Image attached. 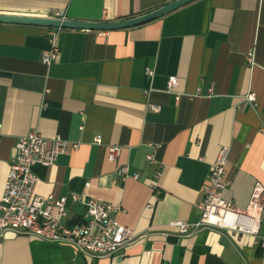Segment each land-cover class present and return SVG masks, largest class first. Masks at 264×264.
Wrapping results in <instances>:
<instances>
[{
  "label": "crops",
  "instance_id": "0c3cea01",
  "mask_svg": "<svg viewBox=\"0 0 264 264\" xmlns=\"http://www.w3.org/2000/svg\"><path fill=\"white\" fill-rule=\"evenodd\" d=\"M173 1L0 0V15L60 12L71 21L116 22ZM55 29L0 23V199L16 143L36 130L78 145L51 167H32L36 195L66 198L61 224L86 221V207L72 202L76 195L120 206L110 220L138 236L111 257L83 264H264V208L257 237L223 229L178 237L168 229L198 221L196 206L222 148L229 150L225 201L246 211L256 185L264 189V0H195L102 35L61 29L58 56L47 66L41 56ZM170 77L178 85L167 92ZM108 147L120 148L113 162ZM122 166L124 180L117 175ZM79 258L69 245L0 234V264Z\"/></svg>",
  "mask_w": 264,
  "mask_h": 264
},
{
  "label": "built area",
  "instance_id": "2783aa9c",
  "mask_svg": "<svg viewBox=\"0 0 264 264\" xmlns=\"http://www.w3.org/2000/svg\"><path fill=\"white\" fill-rule=\"evenodd\" d=\"M48 18L64 20L60 12H51ZM60 30L57 28L49 32L50 49L44 51L41 56L44 65L50 66L58 56L56 40L57 32ZM100 33L102 35L105 32ZM248 59L249 63H252L251 55ZM145 75L151 79L154 73L146 70ZM177 85L178 79L170 77L167 81V92H171ZM244 99L248 103L256 102L253 94L246 95ZM152 110L158 112L159 108L152 107ZM2 134L0 124V137ZM94 142L101 145L100 139H95ZM77 147L78 145L71 144L59 136L45 139L36 130L18 140L15 146V163L9 167L0 199V234L13 232L47 243L69 245L73 247L78 257L84 259L111 257L138 240L132 229L110 220L111 214L120 212L118 205L72 195V202H80L86 207L87 219L81 223L62 225L66 198L54 199L35 194L38 179L32 167L35 165L51 167L60 155L65 154L70 148L75 150ZM119 152L118 147H108V161H115ZM228 152L227 148L220 149L211 165L210 174L203 188V197L196 206L200 212L198 221L169 223L168 229L176 236H187L202 229H223L237 234L258 236L264 208V189L256 185L246 211L237 210L223 199V192L228 185L225 179ZM148 161L152 162V159L148 158ZM117 175L121 180L127 178L128 167H120ZM260 245L264 248V241L260 242Z\"/></svg>",
  "mask_w": 264,
  "mask_h": 264
},
{
  "label": "water",
  "instance_id": "95a60500",
  "mask_svg": "<svg viewBox=\"0 0 264 264\" xmlns=\"http://www.w3.org/2000/svg\"><path fill=\"white\" fill-rule=\"evenodd\" d=\"M195 0H175L172 3L158 8L148 14L116 22H99V23H87L71 20H59L50 18H32V17H22V16H9L0 15V23L8 24H21V25H35L43 26L48 28H60V29H72V30H88L95 32H109L114 30L128 29L136 26L143 25L145 23L154 21L186 4H189ZM84 258H79L76 264H83Z\"/></svg>",
  "mask_w": 264,
  "mask_h": 264
}]
</instances>
